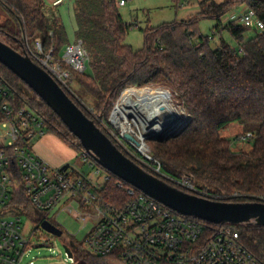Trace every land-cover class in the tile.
Instances as JSON below:
<instances>
[{
  "label": "trees",
  "instance_id": "trees-1",
  "mask_svg": "<svg viewBox=\"0 0 264 264\" xmlns=\"http://www.w3.org/2000/svg\"><path fill=\"white\" fill-rule=\"evenodd\" d=\"M0 2L13 15L21 33L19 37L7 29H0L4 42L27 54L24 39L29 44L39 39L45 54L52 53L56 60L61 59L62 47L71 42L55 10L57 6H47L45 0ZM243 5L264 23V0H226L222 3L203 0L200 12L193 17L142 28L144 46L135 50L124 43L135 25L123 19L120 0H75V41L83 42L92 75L71 70L72 79L63 89L106 135L104 126L89 112L91 109L82 105L72 91L71 83L76 82L95 98L92 111L106 120L115 102L129 88L170 90L189 121L165 140H148L154 159L150 164L159 162L162 171L174 179L193 177L202 192L200 195L212 200L264 202V31H256L254 36L246 38L250 28L235 22L225 24L221 20ZM201 20L217 21L216 33L228 31L238 49L225 41L211 48V39L199 32ZM0 77L11 86L17 102H25L41 114L47 133L54 134L80 154L85 151L52 109L1 63ZM234 122L242 123L252 133L250 152H233L231 142L221 135V131ZM119 149L152 173L132 155L134 149L131 153ZM105 171L110 175L103 189L106 200L124 206L130 199L117 186L121 179ZM166 182L176 187L169 180ZM17 210L19 214L31 215L35 225L47 218L45 213L30 206L22 192ZM203 222L208 229L221 226ZM233 226L239 232L241 243L264 263V227ZM67 240L75 257L74 264H108V258L118 260L115 255L97 256L84 250L75 238Z\"/></svg>",
  "mask_w": 264,
  "mask_h": 264
},
{
  "label": "built area",
  "instance_id": "built-area-1",
  "mask_svg": "<svg viewBox=\"0 0 264 264\" xmlns=\"http://www.w3.org/2000/svg\"><path fill=\"white\" fill-rule=\"evenodd\" d=\"M65 1L55 0L52 6ZM229 22L264 31V23L249 9L232 12ZM24 42L27 55L62 88H67L72 79L71 70L84 73L87 69L89 55L81 40L67 45L60 60L52 53L45 54L39 39L33 45L26 39ZM130 89L143 88H129L124 93ZM121 99L114 104L108 119L107 136L125 152L134 149L132 155L146 164L151 174L169 180L185 192L202 194L193 177L174 179L162 171L159 162L150 164L154 159L149 137L166 136L175 124L160 135L149 136L143 134L140 122L135 119H130L127 129H118L117 108ZM131 120L137 128H130ZM100 122L103 124V119ZM46 134L41 114L27 103L17 102L11 86L0 77V264H23L32 249L40 247L41 240L49 242L40 233L43 221L35 225L31 234L24 233L22 214L17 210L20 192L52 224L49 216L63 212L84 226L92 221L84 246L97 256L115 255L120 264H264L241 243L233 225L208 229L203 220L179 214L122 180L117 186L130 200L124 206L107 201L103 189L110 175L86 151L80 154L85 169L51 166L33 148L34 142ZM126 134L132 135L138 144L127 140ZM251 137L249 133L242 139ZM54 225L64 232L59 224ZM65 246L69 247V240ZM74 263L73 252L69 256L66 251L62 264Z\"/></svg>",
  "mask_w": 264,
  "mask_h": 264
},
{
  "label": "water",
  "instance_id": "water-1",
  "mask_svg": "<svg viewBox=\"0 0 264 264\" xmlns=\"http://www.w3.org/2000/svg\"><path fill=\"white\" fill-rule=\"evenodd\" d=\"M0 63L33 90L80 141L83 149L105 170L173 211L216 225H257L264 227V202L215 201L180 190L147 172L126 156L96 123L69 97L58 82L27 54H22L0 38ZM169 136V135H167ZM149 137V140H165ZM125 138L138 144L130 134ZM41 227L61 237L63 231L45 220ZM69 256L72 252L68 246Z\"/></svg>",
  "mask_w": 264,
  "mask_h": 264
},
{
  "label": "rangeland",
  "instance_id": "rangeland-1",
  "mask_svg": "<svg viewBox=\"0 0 264 264\" xmlns=\"http://www.w3.org/2000/svg\"><path fill=\"white\" fill-rule=\"evenodd\" d=\"M201 1L203 0H127L126 5L124 7H120V12L125 22L133 23L135 27L128 32V34L125 37L124 43L127 45H131L135 50L142 48L144 46V34L141 30L142 28H145L146 26L156 27V26H161L165 23H171L175 20L187 19L188 17L193 16L197 14V12H199ZM215 1L223 2L225 0H215ZM45 2L47 6H51L48 0H45ZM72 4H73V0L71 1L68 0L63 5H60L55 9L66 27V31L70 42H74L76 40L74 34L75 19L72 8L73 5H75V3L73 5ZM230 14L231 13L222 17L221 20L223 23H225L228 20ZM217 25L218 22L214 20H201L198 26L200 34L202 36H208L211 39L210 41L211 48L213 49L217 48L219 47L221 41H225L233 49H238L237 43L235 42V40L232 38V36L229 34L228 31H221L220 34L216 33L215 27ZM2 28L7 29L16 36L21 37L20 29L13 15L0 2V29ZM255 34H256V30L250 29L245 36L246 38L248 37L250 38ZM30 44L33 45V43ZM64 50L65 48L62 47L61 50L62 56L64 54ZM85 74L89 76L92 75V69L89 65V62L87 63V69L85 71ZM146 88L152 90L162 89L164 91H168L171 93L170 97L167 98V102L170 105L171 111L176 115V117H178L179 121L177 122V124H175V126H173L169 130L170 134L168 135H172L175 132L179 131L181 128H183L185 124L189 121L188 116L184 108L174 97L172 92L164 87H157V88L145 87L143 89ZM71 89L75 93V95L81 99V101L83 102L82 105L91 109L89 110V112L96 120L100 122V120L103 119V124L102 122L100 123L101 125L104 126V128H106V126L108 125V120H106L104 116L102 117L101 115L97 114V112L92 111L96 103L95 98H93L91 95L86 93L76 82L71 83ZM123 93L120 96V98H122ZM131 124L132 126L130 128H137L133 124L132 120H131ZM248 134L249 132L245 129V126L240 122L231 123L221 131V135L231 142V150L235 153H241V152L247 153L252 150L253 139L248 138L245 141L242 139L244 136L245 137L248 136ZM42 138L34 142L33 148L36 152L37 151L39 152L40 150V148L37 147V144ZM150 146L151 145H149V148ZM72 150H68V149L60 150L55 146L48 145L45 147L44 152L50 153L51 156L57 157L58 159L61 158L62 160L67 158L68 156L67 151H68L70 155H73V158L69 161H65L64 165L68 164L70 166H76L79 169H85V165L81 160L80 153L75 155V153ZM91 174L92 176H95L94 173ZM21 217H22V223L24 225V233L31 234V232L36 227L35 222L33 221L31 215H28L27 213H22ZM49 219L54 224H59L61 228H63L64 230L63 237H55L47 233L45 230H40V233H42V235L47 237L49 242L46 243L44 240H41L40 247L33 248L23 264H29V261H34V264H62V261L66 254L65 242H67V239L69 238H75L79 243L82 244L84 250L88 251L87 248L84 246V238L91 228V224L93 223L92 221L91 223L89 222L86 226H84L82 222H80L79 220L72 217V215L66 212H63L61 214L54 213L53 215L49 216ZM108 264H120V263L118 260L114 258H108Z\"/></svg>",
  "mask_w": 264,
  "mask_h": 264
},
{
  "label": "bare ground",
  "instance_id": "bare-ground-1",
  "mask_svg": "<svg viewBox=\"0 0 264 264\" xmlns=\"http://www.w3.org/2000/svg\"><path fill=\"white\" fill-rule=\"evenodd\" d=\"M169 97L170 93L162 89L126 91L117 108V128L127 129L132 118L140 122L145 136L160 135L179 121L167 102Z\"/></svg>",
  "mask_w": 264,
  "mask_h": 264
},
{
  "label": "crops",
  "instance_id": "crops-1",
  "mask_svg": "<svg viewBox=\"0 0 264 264\" xmlns=\"http://www.w3.org/2000/svg\"><path fill=\"white\" fill-rule=\"evenodd\" d=\"M55 0H48V2H49V4H51V6H52V3L54 2ZM66 1H68V0H66ZM65 1V2H66ZM69 1H71V0H69ZM126 1L127 0H120V2H123V4L122 5H120V7H124L125 5H126ZM215 1V0H214ZM226 1V0H225ZM64 2V3H65ZM224 2V1H223ZM63 3V4H64ZM75 3V0H73V4ZM218 3H222V2H218ZM63 4H61V5H63ZM72 4V5H73ZM60 6V5H59ZM58 7V6H57ZM73 15H74V5H73ZM244 8V9H243ZM248 10V8H247V6L246 5H243V6H241L240 8H238V9H236V10H234V11H236V12H239V13H242V12H245V11H247ZM199 12H200V10H199ZM199 12H197V14L199 13ZM234 13V12H233ZM196 15V14H195ZM194 16V15H193ZM193 16H190V17H193ZM190 17H188V18H190ZM187 18V19H188ZM74 19H75V15H74ZM182 20H186V19H182ZM180 21V20H179ZM174 22V21H173ZM229 22V18H228V20L225 22V24L226 23H228ZM172 23V22H171ZM166 24V23H165ZM153 27H155V26H153ZM75 29H76V23H75ZM75 29H74V32H75ZM75 42V41H74ZM71 43H73V42H71ZM131 46V45H130ZM61 57H62V55H61ZM48 145H51V146H55V147H57V148H59L60 150H66V149H68V150H72V148H70L68 145H66L64 142H62L57 136H55L54 134H50V133H48V134H46L40 141H39V143L37 144V147H39L40 148V150H39V152L37 151V153L48 163V164H50L51 166H53V167H62V166H65L64 165V163H65V161H69V160H71L72 158H73V155H70V153H68V151H67V154H68V156H67V158H65V159H62L61 160V158H57V157H53V156H51V154L50 153H46V152H44V149H45V147L46 146H48ZM36 147V148H37ZM74 153H75V155H77L78 154V152L77 151H75L74 149L72 150ZM66 165H68V164H66Z\"/></svg>",
  "mask_w": 264,
  "mask_h": 264
}]
</instances>
